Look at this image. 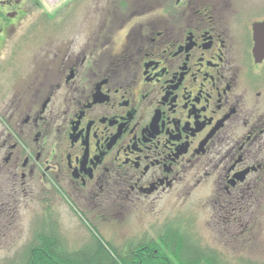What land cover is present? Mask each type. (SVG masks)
Listing matches in <instances>:
<instances>
[{
  "label": "flooded vegetation",
  "instance_id": "flooded-vegetation-1",
  "mask_svg": "<svg viewBox=\"0 0 264 264\" xmlns=\"http://www.w3.org/2000/svg\"><path fill=\"white\" fill-rule=\"evenodd\" d=\"M24 35L26 70L0 95V223L39 202V223L63 246L58 203L90 244L113 246L109 228L129 214L193 202L252 235L264 198V0H0V52ZM164 232L126 234L120 256Z\"/></svg>",
  "mask_w": 264,
  "mask_h": 264
},
{
  "label": "rangeland",
  "instance_id": "rangeland-1",
  "mask_svg": "<svg viewBox=\"0 0 264 264\" xmlns=\"http://www.w3.org/2000/svg\"><path fill=\"white\" fill-rule=\"evenodd\" d=\"M43 7L49 12H54L55 7L46 2ZM27 9L29 14L42 13L37 5H29ZM19 35L23 34L19 33ZM30 45L28 38L24 35L20 38H9L4 49H1L0 95L7 92V89L12 87L9 85L11 81L18 77L15 69L18 68L19 75L26 70ZM14 46H17L18 55L15 54ZM3 101L4 99L0 97V104H3ZM5 105L6 103L3 104ZM20 203L15 208V212L9 214V218L6 217L7 221L0 223V264L11 259H20L24 255L28 244L32 243L34 238L33 226H38L39 218L43 216L41 203L24 200ZM258 205L260 210L257 214V225L252 230V235L251 230L227 229L216 225L211 220L209 209L204 210L190 202L183 209L173 211L171 208H164L162 211H157L158 214L140 208L129 214L127 223L125 217L116 222L113 228H109L111 229L109 231H113L110 234L111 242L115 248L123 249L120 243L126 238V234L131 240H137L155 237L171 228L177 229L179 234L184 235L187 228L192 230L188 233V245L198 246V240L200 246L209 247L221 255L223 259L221 264H264V198L259 200ZM54 211L67 236L69 249L87 251L94 247L88 242L87 231L69 210H65L64 206L57 203ZM166 245L167 243L161 242L159 247L164 250ZM168 256L174 259L171 253Z\"/></svg>",
  "mask_w": 264,
  "mask_h": 264
},
{
  "label": "trees",
  "instance_id": "trees-1",
  "mask_svg": "<svg viewBox=\"0 0 264 264\" xmlns=\"http://www.w3.org/2000/svg\"><path fill=\"white\" fill-rule=\"evenodd\" d=\"M40 224V223H39ZM34 240L29 243L28 249L20 259H11L4 264H221V255L209 247H194L188 245V230L182 235L174 230L164 232L163 242L166 249L161 250L155 242L131 247V256H120L119 249L112 245L105 246L99 243L87 251L69 249L66 244L60 246L55 242L54 230L41 223L36 227ZM191 234V233H190ZM193 235V234H191ZM108 247V248H107ZM150 248L148 251L147 249ZM135 250H145L144 256H137ZM171 253L174 257L171 258Z\"/></svg>",
  "mask_w": 264,
  "mask_h": 264
}]
</instances>
